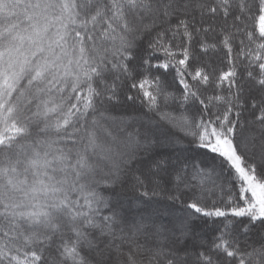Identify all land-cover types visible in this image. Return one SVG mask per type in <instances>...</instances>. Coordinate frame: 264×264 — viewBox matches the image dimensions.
Masks as SVG:
<instances>
[{"label":"snow or ice","instance_id":"obj_1","mask_svg":"<svg viewBox=\"0 0 264 264\" xmlns=\"http://www.w3.org/2000/svg\"><path fill=\"white\" fill-rule=\"evenodd\" d=\"M0 264H264V0H0Z\"/></svg>","mask_w":264,"mask_h":264}]
</instances>
